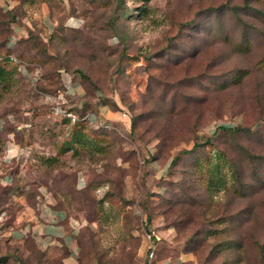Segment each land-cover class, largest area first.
I'll list each match as a JSON object with an SVG mask.
<instances>
[{
    "label": "rangeland",
    "instance_id": "374dc122",
    "mask_svg": "<svg viewBox=\"0 0 264 264\" xmlns=\"http://www.w3.org/2000/svg\"><path fill=\"white\" fill-rule=\"evenodd\" d=\"M0 68V264H67L7 233L40 201L73 264H145L147 228L152 264H264V0H0Z\"/></svg>",
    "mask_w": 264,
    "mask_h": 264
},
{
    "label": "crops",
    "instance_id": "0c3cea01",
    "mask_svg": "<svg viewBox=\"0 0 264 264\" xmlns=\"http://www.w3.org/2000/svg\"><path fill=\"white\" fill-rule=\"evenodd\" d=\"M11 152L17 156L18 152L16 147L11 149ZM2 166L8 167L5 173L13 182V176L9 172V164L5 166L2 163ZM10 184L2 186L6 187ZM25 206V209L15 217L16 222L20 225V229L13 232L8 230L7 233L12 234L14 238L20 239L24 234L30 232L41 250L53 248L55 245L66 247L68 253L64 258L65 262L67 264H73L72 256L73 250L75 249L73 235L75 233V224L69 218L66 211L45 202L42 203L41 201L37 202L36 207L31 204H25Z\"/></svg>",
    "mask_w": 264,
    "mask_h": 264
},
{
    "label": "built area",
    "instance_id": "2783aa9c",
    "mask_svg": "<svg viewBox=\"0 0 264 264\" xmlns=\"http://www.w3.org/2000/svg\"><path fill=\"white\" fill-rule=\"evenodd\" d=\"M125 115V113H124ZM11 149H13V146L10 144L7 149L4 151L2 163L6 166L12 162V160L16 157V154H13L11 152ZM12 183V179L8 177V175L0 168V185H5ZM6 212L0 210V236H3L6 232L7 228V217ZM159 236L157 235V232L153 228H147L144 230L143 233V239L145 241L146 245V254L147 259L145 264H152L154 257H155V248H156V241Z\"/></svg>",
    "mask_w": 264,
    "mask_h": 264
},
{
    "label": "trees",
    "instance_id": "16d2710c",
    "mask_svg": "<svg viewBox=\"0 0 264 264\" xmlns=\"http://www.w3.org/2000/svg\"><path fill=\"white\" fill-rule=\"evenodd\" d=\"M3 73H4V70L2 69V68H0V76L1 75H3ZM222 129H224V130H226V131H230V130H232V129H234L233 127H227V126H222ZM206 144H209V142H207ZM198 145H200V144H198V143H195L194 144V147H197ZM190 151V150H189Z\"/></svg>",
    "mask_w": 264,
    "mask_h": 264
}]
</instances>
